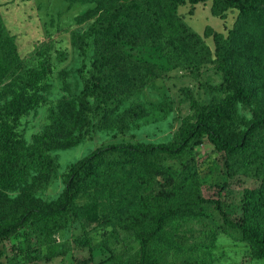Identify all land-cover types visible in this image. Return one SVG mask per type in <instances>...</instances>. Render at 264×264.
<instances>
[{
  "label": "trees",
  "instance_id": "16d2710c",
  "mask_svg": "<svg viewBox=\"0 0 264 264\" xmlns=\"http://www.w3.org/2000/svg\"><path fill=\"white\" fill-rule=\"evenodd\" d=\"M205 1H210V15L220 20H224L227 12L236 11L225 36L209 27L200 36L176 12L179 6L187 4L191 15L193 5ZM63 2L68 6L94 5L91 16L97 14V17L84 34L92 46L91 65L78 96L56 104L42 133L33 138L34 147H25L15 137L12 125L0 123V188L11 189L22 183L28 172H36L18 198L11 200L0 193V240L15 236L26 225H34L39 242L42 245L46 242L42 255L30 254L19 261L11 253L7 264H29L54 257L56 247L47 243L61 228L72 202L90 181L97 182V193L103 192L106 180L124 168L136 172L135 184L147 194L137 206L116 217L111 229L101 233L102 240H123L130 236L131 243L126 244H138L140 264H159L163 253H179L182 243L175 238L173 230L166 231L164 226L179 219L203 217V199L191 158L193 146L199 145L202 138L224 153L227 176L259 179L256 189L244 193L237 226L239 241L246 244L250 257L264 263V0ZM207 38L211 39L212 50L204 42ZM125 46L155 49L172 68L212 64L222 76L217 90L231 93L226 101L231 106L236 102L255 103L258 111L244 129L234 131L233 114L225 109V104H212L199 111L192 126L183 128L175 144L137 143L97 148L67 170L62 193L56 201L37 202L32 199L33 194L47 186L55 170L50 152L75 147L92 131L124 133L130 125L146 117L139 104L120 110L133 95L165 72L156 64L135 60L125 52ZM20 68L14 39L4 33L0 24V83L13 77ZM38 76L31 72L25 87H34ZM32 102L21 94L14 96L9 105L10 116L16 119L23 115ZM164 157L184 159L179 174L174 175L170 168L161 166ZM158 178L159 191L152 195ZM103 219L106 226L110 224L109 215ZM204 249L212 248L204 246ZM119 260L116 256L113 264ZM186 264L211 263L190 260Z\"/></svg>",
  "mask_w": 264,
  "mask_h": 264
},
{
  "label": "rangeland",
  "instance_id": "374dc122",
  "mask_svg": "<svg viewBox=\"0 0 264 264\" xmlns=\"http://www.w3.org/2000/svg\"><path fill=\"white\" fill-rule=\"evenodd\" d=\"M209 6L210 1L197 3L190 15V7L185 4L176 12L200 36L205 27L225 36L232 27L236 11L227 12L224 20H220L210 15ZM93 10L94 5L68 6L63 0H0V24L4 33L13 37L21 60V68L14 76L0 83V123L12 125L15 137L22 140L25 147H34L33 138L42 133L56 104L78 96L81 91L93 53L90 40L84 37L97 17V14L91 16ZM84 16L87 18L81 22ZM204 42L213 49L210 38ZM124 50L135 60L151 62L165 72L160 79L133 95L120 110L139 104L146 117L130 125L124 133L92 131L75 147L50 152L55 170L47 186L33 194L32 199L37 202L56 201L62 193L67 170L97 148L137 143L175 144L183 128L192 126L199 111L212 104H225V109L233 114L234 131L244 129L258 111L255 103L236 102L231 106L226 101L231 93L217 90L222 76L212 64L172 68L155 49L125 46ZM31 72L38 73L39 78L34 87L27 88L25 84ZM18 94L33 102L23 115L13 119L9 105ZM191 158L203 199V217L179 219L164 226V230L174 231L182 249L177 254L163 253L159 264H186L190 260L211 264H264L250 257L246 244L239 241L237 226L244 193L256 189L259 179L227 176L224 153L215 150L205 138L193 146ZM183 163L184 159L164 157L161 166L170 168L177 175ZM35 175V171L28 172L22 183L11 189L0 188V193L11 200L18 198ZM106 182V189L97 193V182L90 181L72 202L61 228L47 243L56 247L55 256L29 264H113L116 256L120 257L118 264H140L138 244H126L131 243L130 236L105 242L101 233L110 230L116 217L137 206L147 193L136 186V172L129 168L115 171ZM160 183L159 178L155 180L152 195L159 191ZM105 215L110 216L107 226L103 219ZM38 237L34 225H26L15 236L0 240V264H7L11 253L17 255L19 261L30 254L42 255L46 242L42 245ZM204 246L212 249L206 250Z\"/></svg>",
  "mask_w": 264,
  "mask_h": 264
}]
</instances>
